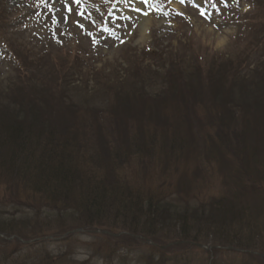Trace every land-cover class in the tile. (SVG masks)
Returning <instances> with one entry per match:
<instances>
[{
  "label": "rangeland",
  "instance_id": "1",
  "mask_svg": "<svg viewBox=\"0 0 264 264\" xmlns=\"http://www.w3.org/2000/svg\"><path fill=\"white\" fill-rule=\"evenodd\" d=\"M128 116L175 151L122 142L111 119ZM11 122L52 146L91 138L68 195L19 162ZM263 173L264 0H0V264H264ZM233 239L250 245L219 248Z\"/></svg>",
  "mask_w": 264,
  "mask_h": 264
},
{
  "label": "trees",
  "instance_id": "2",
  "mask_svg": "<svg viewBox=\"0 0 264 264\" xmlns=\"http://www.w3.org/2000/svg\"><path fill=\"white\" fill-rule=\"evenodd\" d=\"M137 118L138 117H135L134 121ZM129 119H130L129 116L123 120H120V121H117L115 119H111L113 126H116V131H118L121 127H123V137L118 135L121 138L122 142H124V141L126 142V139L128 140L129 138L133 137L134 141H136L138 143V145L133 144L134 145L133 147L135 149L141 148V147L148 148L149 146L152 145L153 142H155L157 144L161 143V138L157 139V135H158L156 132L157 128H155V130L153 131L150 127L151 118H145L144 120H146V122L144 124L142 123L143 125L141 124L142 121H139L140 127H136L135 130L138 132L134 136L132 134L134 131V123L135 122L134 121H128ZM107 123H108V121H107ZM107 123H106V125H107ZM112 123H110V126H112ZM7 124L9 125L7 130L8 131L12 130L13 132H12L11 136H10V133L7 132L6 138H4V139L8 140L9 143H10V138L14 139L13 145H9L7 143V146H9V147L15 149V151H17L15 146H16L17 142L19 141V139H22V141H23V139H25L24 141H27V147H26V149L23 150V151H27V153L26 154L24 153L25 157H19L18 156L19 162H21L22 165L23 164L26 165L27 167L28 166H34L32 171L34 170V168H38L40 170V169H43L42 167H45V170H46L45 182L47 184L46 188L44 189L45 193L52 194V195H63V196L68 195L70 193L71 186L77 180H80V178H82L81 177L82 172H80L78 174H76L77 172H74L75 170H77V165H75L72 162L73 155H74V153H77L79 150L82 151L81 148H85L87 146V144L91 141V138L89 137V140L84 139L81 142H78L77 137L75 139L73 136H71V140H72L71 142L73 144L72 146L76 147L77 149L69 148L66 145V143H60V144H57L55 146H52L51 140L49 138H46L45 141L41 138L40 141L33 144V143H30V141H29V138H31V134H33L35 131L33 126H32V128H30L29 134H28V132L23 134L22 133L23 130L20 127H18L15 122H14L15 125H12V126H10L12 124V122L7 123ZM147 124H148V127H147ZM165 131L167 133V134H165V136L170 134V136H169L170 138H172V139L176 138V134H174V132L171 131V128H168V130L166 129ZM20 133L22 134L21 135L22 138L20 137ZM110 141H112V140L107 139L108 144ZM115 144L116 143H114V145ZM5 145H6V142H5ZM41 146H43L44 148H47L45 153H44V149H42L43 147H41ZM115 146L120 147L117 145H115ZM158 148H160V150L162 149L163 151H165L167 153H173L176 149L175 145L173 144V140L171 143H167L165 141L162 142L161 147H160V145H158ZM117 149H118V151H117V153H118L119 148H117ZM18 152H21V150L19 149ZM176 154H178V153H176ZM121 155H123V152H121ZM89 157L92 158V152H89ZM78 163L81 165V167L83 169H85L90 162L89 161H87V162L86 161H80ZM19 165H20V163H19ZM89 166H91V164ZM23 174L24 175H22V178H25V176H27V173L25 172ZM83 174L87 175L90 180L94 178V177L92 178V175L89 173H83ZM261 175L264 176V173ZM28 176H30V174ZM251 180H252V178L250 177L248 179V182H250ZM86 183H87L88 190H89V185L91 183L89 180H87ZM96 184H97V189H99L100 186L98 185V183H96ZM166 185H167V183H166ZM161 188H162V190L160 191V195H158L160 198L161 197L164 198V195H166V193L168 195L171 193L169 188H166L165 186H163ZM155 189L156 188H152V190H155ZM165 189H166V191H165ZM152 190L149 193V195L151 196V201L162 203L161 205L159 204V206L158 205H152L151 201L148 200V205H146L148 213L151 212L152 215L151 214L150 215L155 216V214L158 213L159 211H161L162 209L163 210L168 209L167 205H169V204L167 202H164V201L156 198V194L152 195ZM90 192H91V190H89V194H90ZM142 192H143V194H142L143 196L146 195V190L143 189ZM62 193H66V194H62ZM104 194H106L105 190L103 192V195ZM90 195L95 196L93 193H91ZM226 205H228V204H226ZM99 206L101 209L103 208V205L101 203H99L98 207ZM139 206L142 207L143 205H139ZM129 207H130V205H116V207H115L116 214H114V216L119 217V218L123 217V215L125 216L126 215L125 211ZM218 207L222 210V205H219ZM130 209H131V207H130ZM131 210H133V209H131ZM171 210L174 214H176V216H175L176 219L173 220L174 221L173 223H179L181 225L180 229L184 230V228H186L189 225V222L187 221L188 219L187 218L185 219L186 215L181 214L184 212L179 213L180 209L178 208V206L171 208ZM209 214L213 215L214 213L209 212ZM178 216H180V217L178 218ZM139 217H140V214L136 213L134 219L135 220L140 219ZM155 217H157V215ZM202 217H203L202 219H205V215H203ZM223 220H227V219L223 218ZM158 224L161 225V223H158ZM136 225H139V224L136 223ZM181 230L179 231V233L181 232ZM186 234H188V233L184 232V233H181L179 236H182L183 238H185ZM240 242H238V239H233L231 241H227L226 243L228 245H231V246L243 247V248H248V245H250L248 243H247L248 245L247 244L242 245ZM256 246H257V249L264 252V246L263 245H254L253 249ZM155 249L161 250L159 248H155ZM159 261L162 263L161 260H159Z\"/></svg>",
  "mask_w": 264,
  "mask_h": 264
}]
</instances>
